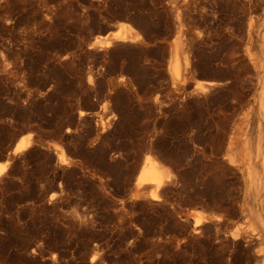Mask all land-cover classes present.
I'll return each mask as SVG.
<instances>
[{
  "label": "rangeland",
  "instance_id": "rangeland-1",
  "mask_svg": "<svg viewBox=\"0 0 264 264\" xmlns=\"http://www.w3.org/2000/svg\"><path fill=\"white\" fill-rule=\"evenodd\" d=\"M217 1L191 13L211 44L216 32L253 42L258 0ZM176 6L184 0H0V162L15 140H35L0 177V264H264L249 175L212 153L205 131L182 134L175 163L158 140L152 153L172 177L156 199L135 190L150 144L141 111L151 129L155 94L171 85ZM121 23L137 37L94 44ZM247 117L230 135L251 130Z\"/></svg>",
  "mask_w": 264,
  "mask_h": 264
},
{
  "label": "bare ground",
  "instance_id": "bare-ground-1",
  "mask_svg": "<svg viewBox=\"0 0 264 264\" xmlns=\"http://www.w3.org/2000/svg\"><path fill=\"white\" fill-rule=\"evenodd\" d=\"M214 4L227 8L232 3L218 0ZM258 4L263 9L262 18L255 30V40L245 46L235 33L234 38L226 40L219 32V42L211 44L212 35L202 28L204 19L191 14L204 8L201 0H184V11L176 6L168 60L171 85L165 94H155L159 116L151 129L146 110L141 111L140 130L150 132V144L145 149L135 190L149 187L150 197L156 199L158 191L172 177L166 160L152 153L158 140L164 139L169 146L167 161L175 163L184 153L182 134L194 128L205 131L212 153L222 154L225 150L226 161L248 173L249 211L264 241V212L260 207L264 202V0H258ZM136 37L128 23H121L117 31L97 38L94 44L105 46ZM244 109L248 110L246 120L251 121L252 128L241 127L232 136L230 128ZM34 142L31 134L22 136L11 154L22 153ZM59 157L63 159L61 153ZM12 161L10 158L0 162V177ZM203 219L202 213L194 212L195 227ZM238 234L233 232L234 237Z\"/></svg>",
  "mask_w": 264,
  "mask_h": 264
},
{
  "label": "water",
  "instance_id": "water-1",
  "mask_svg": "<svg viewBox=\"0 0 264 264\" xmlns=\"http://www.w3.org/2000/svg\"><path fill=\"white\" fill-rule=\"evenodd\" d=\"M18 141L19 140H15L11 145H10V147L8 148V152H9V154L6 156V159L5 160H7V159H13V155L11 154L14 150H15V148H16V146H17V144H18Z\"/></svg>",
  "mask_w": 264,
  "mask_h": 264
}]
</instances>
